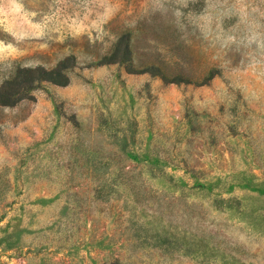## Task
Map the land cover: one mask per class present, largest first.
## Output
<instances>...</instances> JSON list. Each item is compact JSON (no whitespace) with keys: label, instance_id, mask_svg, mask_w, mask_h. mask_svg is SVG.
<instances>
[{"label":"rangeland","instance_id":"1","mask_svg":"<svg viewBox=\"0 0 264 264\" xmlns=\"http://www.w3.org/2000/svg\"><path fill=\"white\" fill-rule=\"evenodd\" d=\"M0 264H264V0H0Z\"/></svg>","mask_w":264,"mask_h":264},{"label":"trees","instance_id":"2","mask_svg":"<svg viewBox=\"0 0 264 264\" xmlns=\"http://www.w3.org/2000/svg\"><path fill=\"white\" fill-rule=\"evenodd\" d=\"M46 79V78H45ZM2 103L3 104H7V103H9V102H7V101H5V100H2Z\"/></svg>","mask_w":264,"mask_h":264}]
</instances>
